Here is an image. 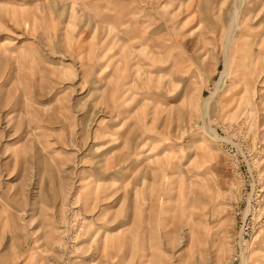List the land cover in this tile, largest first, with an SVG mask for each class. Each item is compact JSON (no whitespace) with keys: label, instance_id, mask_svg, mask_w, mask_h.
Listing matches in <instances>:
<instances>
[{"label":"rangeland","instance_id":"374dc122","mask_svg":"<svg viewBox=\"0 0 264 264\" xmlns=\"http://www.w3.org/2000/svg\"><path fill=\"white\" fill-rule=\"evenodd\" d=\"M232 2L0 0V264H264V0L225 62Z\"/></svg>","mask_w":264,"mask_h":264},{"label":"bare ground","instance_id":"6f19581e","mask_svg":"<svg viewBox=\"0 0 264 264\" xmlns=\"http://www.w3.org/2000/svg\"><path fill=\"white\" fill-rule=\"evenodd\" d=\"M244 2H245V0H233L232 5H231V9L230 10H231L232 14L230 16V19H229V22H228L229 24L227 26L229 33H227L228 35L226 34L227 38H226V41L224 42V45H223V48H224L223 49L224 50L223 56H224V61L225 62L227 60L226 59V50H228L230 48V46L233 45V42H235V38H234V36L232 34V31L235 30V28L237 26V22H238L237 16L239 15V12L242 9V6L245 4ZM215 11H218V10H215V9H214V11L212 10L211 17L216 15ZM219 16H220V14H219ZM262 39H264V37ZM254 40L255 39H251L252 43H249V48H251L252 50L254 48V45L256 46V44H258L257 41H254ZM8 46H9V44H8ZM166 86H167V84H166ZM215 93L216 92H213L210 97H208L207 99L202 101V105H203L202 117H203V119H205L207 117V115H208V105L211 102V99L215 96ZM203 131H204V135L207 137V139H205V137L204 138L202 137L201 139H199L197 141V142H199L200 145H202V147L207 145L206 144L207 140H211L212 141V140H215L217 138V136L214 133V131L210 130L209 127L207 125H205V124L203 126Z\"/></svg>","mask_w":264,"mask_h":264}]
</instances>
